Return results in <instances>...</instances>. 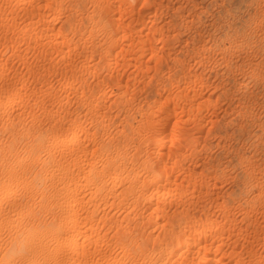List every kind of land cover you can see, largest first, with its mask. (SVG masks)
<instances>
[{
	"label": "rangeland",
	"instance_id": "obj_1",
	"mask_svg": "<svg viewBox=\"0 0 264 264\" xmlns=\"http://www.w3.org/2000/svg\"><path fill=\"white\" fill-rule=\"evenodd\" d=\"M0 264H264V0H0Z\"/></svg>",
	"mask_w": 264,
	"mask_h": 264
},
{
	"label": "bare ground",
	"instance_id": "obj_2",
	"mask_svg": "<svg viewBox=\"0 0 264 264\" xmlns=\"http://www.w3.org/2000/svg\"><path fill=\"white\" fill-rule=\"evenodd\" d=\"M38 169V168H37ZM40 171V170H39ZM36 228H39V227H36ZM36 231H38V229H36V230H32L31 231V233L32 234H30L29 236H31L30 238H33L34 236H35V234H37L36 233ZM40 231V230H39ZM36 237V236H35ZM29 245H30V243H29ZM73 245V244H72ZM72 245H71V247H72ZM27 247H29V246H27ZM78 247H79V245H78ZM77 246H75V248H77V249H80V247L78 248ZM69 249H71V248H69ZM75 250L74 252H73V260H75V259H78L79 257V254L78 253H81L80 251L78 252V250ZM81 251H83L82 249H80ZM72 251V250H71ZM66 252V251H65ZM84 252V251H83ZM70 253H69V251L68 252H66V253H64L60 258L61 259H59L58 260V262H60V263H62L64 260H66L67 258H69V255ZM56 258V257H55Z\"/></svg>",
	"mask_w": 264,
	"mask_h": 264
}]
</instances>
